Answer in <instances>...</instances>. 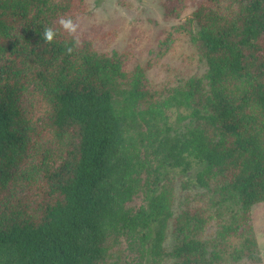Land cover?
<instances>
[{"label": "trees", "instance_id": "16d2710c", "mask_svg": "<svg viewBox=\"0 0 264 264\" xmlns=\"http://www.w3.org/2000/svg\"><path fill=\"white\" fill-rule=\"evenodd\" d=\"M184 8L182 30L207 70L154 83L150 64L111 53L114 29L85 23L86 0H0V264H112L108 218L144 223V256L157 264L262 261L251 209L264 202V0ZM62 15L82 24L71 55L66 33L42 39ZM27 87L34 101L24 109ZM172 108L188 111L180 126L162 122ZM138 118L165 126L153 131L164 182L181 175L184 203L176 209L179 193L165 182L128 217L112 191L134 178L126 143Z\"/></svg>", "mask_w": 264, "mask_h": 264}, {"label": "rangeland", "instance_id": "374dc122", "mask_svg": "<svg viewBox=\"0 0 264 264\" xmlns=\"http://www.w3.org/2000/svg\"><path fill=\"white\" fill-rule=\"evenodd\" d=\"M86 1L90 13L85 23L89 26L102 25L114 29L118 37L109 50L129 63L131 61V66L137 63L150 64L152 69L147 72L146 81L155 83L173 78L175 70L198 76L206 72L205 61L199 57L197 48L182 30L191 15L184 7L192 0H170L167 3L163 0ZM33 101V93L30 87H27L26 93L21 97V106L28 109ZM186 112L188 111L184 108L168 109L162 122L171 127L180 126L184 122H179L178 115ZM164 127L161 122L153 125L138 118L129 134L126 149L129 167L135 170L134 178L125 175L121 183H116L117 190H113L112 194L117 197L111 204L114 210L121 207L123 211H127L128 217H137L148 208L152 190L159 186L160 195L165 182L171 183L172 188L179 193L175 203L176 209L184 203L181 175L168 173L169 179L164 182L163 157L158 153L155 142L157 136L153 133L157 129L163 130ZM42 147H47L46 141L42 142ZM32 170L35 172L34 167ZM25 192L23 187L20 193ZM190 192L195 194L196 190L190 189ZM107 223L109 232L114 231L111 236L115 237L114 247L109 250L108 255L112 264H157L153 257L147 261L144 256L146 241L143 235L147 232L144 223L140 220L137 223L131 222L125 228H121L124 226L121 219L112 223L108 218ZM251 223L258 239L262 261H242L239 264H264V202L251 209ZM172 227L173 221L170 220V230ZM174 241V235L170 232L163 247L170 249ZM160 264H174V261L168 259Z\"/></svg>", "mask_w": 264, "mask_h": 264}, {"label": "clouds", "instance_id": "9594fccd", "mask_svg": "<svg viewBox=\"0 0 264 264\" xmlns=\"http://www.w3.org/2000/svg\"><path fill=\"white\" fill-rule=\"evenodd\" d=\"M57 23L59 25L58 29L51 26L43 28L42 39L45 43L51 44L61 31L66 33L72 40L71 45L66 44V53L71 55L75 48L80 47L82 44L81 20L79 17L72 15H62L58 18Z\"/></svg>", "mask_w": 264, "mask_h": 264}]
</instances>
